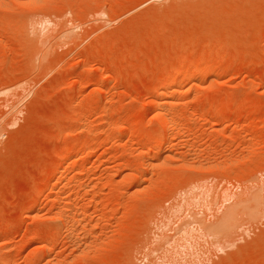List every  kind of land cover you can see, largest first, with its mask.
<instances>
[{"label":"rangeland","instance_id":"obj_1","mask_svg":"<svg viewBox=\"0 0 264 264\" xmlns=\"http://www.w3.org/2000/svg\"><path fill=\"white\" fill-rule=\"evenodd\" d=\"M0 264H264V0H0Z\"/></svg>","mask_w":264,"mask_h":264},{"label":"bare ground","instance_id":"obj_2","mask_svg":"<svg viewBox=\"0 0 264 264\" xmlns=\"http://www.w3.org/2000/svg\"><path fill=\"white\" fill-rule=\"evenodd\" d=\"M216 70V66L215 64H209L207 66V70H206V77H209L211 76ZM194 76L190 71H186L184 72L182 75H174V76H171L169 77L165 84H164V87H163V90L160 94L161 96V99L159 100L158 98H156L157 101H155V104L157 105V111L155 112V115L157 117V120H158V123L160 124H164L166 122L168 116L166 115V111H165V105L168 104L166 101H167V94L169 93V90L171 89V87H173L174 89L173 90H177L178 89V85H175L173 84L176 80H178L179 78H183V79H186V78H189V77H192ZM199 77V76H198ZM197 78V77H196ZM159 96V97H160ZM166 97V100L164 99ZM165 101H164V100ZM169 102V101H168ZM167 107V106H166ZM167 116V117H166ZM169 124L171 120H167ZM172 122V121H171ZM166 124V123H165ZM165 126V125H164ZM158 136V133L156 131H153V132H149L147 133L146 135V138H154V137H157ZM252 198H253V195H252ZM254 201H255V198H253ZM249 203V202H248ZM245 203H243L242 205H244ZM250 204V203H249ZM252 204V203H251ZM229 206V205H228ZM232 206V207H230ZM227 209V211L223 214V216H221L220 218L212 221L209 225H207L208 223H205L207 226H206V229H208V233L210 235H213V236H218L220 234H223V232L225 233V231H228L230 230L233 226H234V211H235V208L233 210V206L234 205H230ZM237 206V205H236ZM241 206V205H240ZM246 206V205H245ZM232 208V209H231ZM243 208V207H242ZM237 209V207H236ZM243 211V209H242ZM237 212H238V209H237ZM252 211L248 212V216H251V213ZM244 213V211H243ZM242 214V213H241ZM237 218V217H235ZM204 228H205V225H204ZM230 232V231H228ZM211 236V237H213Z\"/></svg>","mask_w":264,"mask_h":264}]
</instances>
